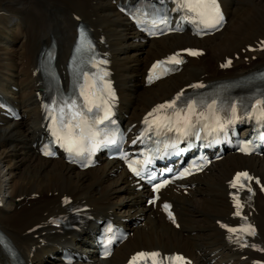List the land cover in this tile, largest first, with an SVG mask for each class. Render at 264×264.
<instances>
[{"label": "bare ground", "instance_id": "6f19581e", "mask_svg": "<svg viewBox=\"0 0 264 264\" xmlns=\"http://www.w3.org/2000/svg\"><path fill=\"white\" fill-rule=\"evenodd\" d=\"M33 1L7 0L19 8L0 12V98L23 112L17 121L0 106V228L25 264H65L58 259L64 251L81 254L72 264H127L137 251L147 249L185 252L193 264H257L264 259L260 188L245 193L244 202L246 218L256 224L255 235L237 244L221 227L240 220L231 197L234 172L244 168L264 182V156L228 151L188 181V193L169 187L159 203L145 205L148 191L136 188L120 161L102 157L97 167L80 171L62 157L44 158L39 148V140L46 136L40 52L56 39L57 64L68 76L66 64L78 19L90 26L110 57L121 100L119 115L127 128L136 131L146 111L180 88L200 78L238 77L264 66V49L258 50L264 46V0H222L228 24L213 36L198 39L187 30L154 40L137 32L117 9V3L125 0ZM188 45L200 46L206 53L198 59L188 57L172 77L146 83V68L153 60ZM230 57L234 68L222 69ZM70 197L72 203L65 205ZM163 200L172 201L175 222L160 206ZM72 204L88 205L85 220L70 230L53 225L50 220L68 214ZM106 217L131 233L110 259L100 260L92 242ZM0 256L5 264L13 263L1 249Z\"/></svg>", "mask_w": 264, "mask_h": 264}, {"label": "snow or ice", "instance_id": "6c2138e0", "mask_svg": "<svg viewBox=\"0 0 264 264\" xmlns=\"http://www.w3.org/2000/svg\"><path fill=\"white\" fill-rule=\"evenodd\" d=\"M178 8L181 10H186L187 12L193 13L199 20V23L203 24L205 28H216L223 21V15L220 12L219 4L217 0H180ZM90 47V45H89ZM190 55H198V52L188 50ZM179 54L169 57L168 62L173 64L183 63L181 59H178ZM103 63V62H102ZM165 63L164 61L158 62V64ZM231 61L222 67L229 66ZM157 65H153L155 69ZM107 75V73H104ZM158 78V77H157ZM102 79V77H100ZM85 80L87 81V75H85ZM149 82L153 80V76L150 74L148 77ZM193 88L204 87L202 84L191 85ZM96 88L95 81L88 86V91H85V87H81V96L84 97L85 106L88 112H91L94 107H99L96 103L100 100L102 104L105 105V111L102 119L95 121V123H103L104 120H108L110 116V108L107 106L108 101L104 100L101 95H98L93 89ZM108 90V97L114 99V94L111 92L110 86L105 85ZM183 92L178 93L177 96L164 103L158 105L145 117V124L149 126V130L155 129L156 134H167L176 133L177 140L174 143L166 145V148L176 149L181 139H187L191 136H195L196 139H200V133L203 132L205 135H211L212 133L225 132L228 125L235 123L241 117L238 115L239 109L236 103H233L230 108V117H222L218 114V109H216L217 101L213 100L210 104H205L201 101V105L206 108V111H198V104L195 100H187L183 107H178L177 102L181 100ZM69 111H71V117L67 121L64 119V109L60 110V116L52 117L53 127L51 129L52 135L56 137L58 141L63 143V146L69 153L75 152L77 155H83L85 151L89 153L95 152L104 143H114L113 140H98L99 132L94 130L93 126L85 118V115L81 111H74L76 108L75 102L68 106ZM166 110H171V114H167ZM165 114L161 115L160 113ZM249 118L255 117L258 121H264V100L257 99L252 105L251 112L247 113ZM151 117V119H149ZM217 143L219 141H216ZM242 152L248 153L251 149L245 144L241 148ZM167 154V153H166ZM44 155L52 156L53 153L45 150ZM151 158L145 160V163H150ZM139 164V161L130 162L128 167L133 172L134 175L143 179L141 170L135 165ZM188 170H185V174ZM184 175V174H182ZM151 179V177H149ZM251 177L247 172H238L232 181L231 186L233 188L245 187L246 185L242 181H251ZM260 183L259 180L256 181ZM169 181L165 180L162 183H158L153 187V192H158L161 188L166 186ZM248 191L251 192L252 189L249 187ZM236 201L235 207L238 211L235 213L239 216L241 213L239 209L242 207L239 198L234 197ZM67 203L68 201L65 200ZM150 203H155V200L150 201ZM170 205L164 204V209L167 211ZM169 218L175 222L172 213L168 212ZM178 226V225H177ZM222 228H225L229 233L243 232L248 235H255V229L251 225L242 226L240 229L231 228L227 225L221 224ZM109 231L111 229L109 228ZM111 241H109L110 243ZM254 247V246H253ZM110 254V253H106ZM150 259L152 264H165V260L168 264H190L187 262L183 256L175 255L162 257L160 252H138L132 257L129 264H138L139 261Z\"/></svg>", "mask_w": 264, "mask_h": 264}, {"label": "rangeland", "instance_id": "374dc122", "mask_svg": "<svg viewBox=\"0 0 264 264\" xmlns=\"http://www.w3.org/2000/svg\"><path fill=\"white\" fill-rule=\"evenodd\" d=\"M38 1H39V0H34L33 3H34V2H38ZM19 6H20V5H15V6L10 5V4L7 3V0H0V12H1V13H4V11H7L8 9L19 8ZM67 28H68V27H67ZM261 50H263V49H260V51H261ZM211 65H212L213 68L216 69V67H215V65H214L213 63H212ZM204 81H205V80H204ZM204 81H203V82H204Z\"/></svg>", "mask_w": 264, "mask_h": 264}]
</instances>
